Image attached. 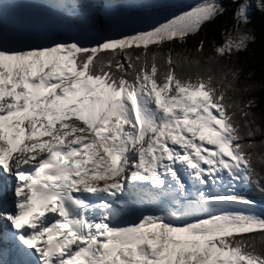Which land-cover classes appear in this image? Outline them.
<instances>
[{"label":"snow or ice","instance_id":"6c2138e0","mask_svg":"<svg viewBox=\"0 0 264 264\" xmlns=\"http://www.w3.org/2000/svg\"><path fill=\"white\" fill-rule=\"evenodd\" d=\"M168 3L0 0V264H264V0Z\"/></svg>","mask_w":264,"mask_h":264},{"label":"trees","instance_id":"16d2710c","mask_svg":"<svg viewBox=\"0 0 264 264\" xmlns=\"http://www.w3.org/2000/svg\"><path fill=\"white\" fill-rule=\"evenodd\" d=\"M258 18V14H257ZM201 36L203 37L205 41V51H211L212 48V41L214 40L217 44L222 41V37L220 35V31L218 28L214 27H207L204 29V32L201 33ZM196 41H189V47H192L195 44ZM256 50V56L251 57L250 59L254 62L258 61L260 55H261V50L259 47V44L253 45L252 46ZM178 50H180V47L177 46ZM195 54V53H194ZM261 197H259L260 199Z\"/></svg>","mask_w":264,"mask_h":264},{"label":"rangeland","instance_id":"374dc122","mask_svg":"<svg viewBox=\"0 0 264 264\" xmlns=\"http://www.w3.org/2000/svg\"><path fill=\"white\" fill-rule=\"evenodd\" d=\"M197 0H169L167 8L159 11L158 15H164L169 11H179L185 9L187 6L196 3Z\"/></svg>","mask_w":264,"mask_h":264},{"label":"bare ground","instance_id":"6f19581e","mask_svg":"<svg viewBox=\"0 0 264 264\" xmlns=\"http://www.w3.org/2000/svg\"><path fill=\"white\" fill-rule=\"evenodd\" d=\"M257 198H259V197H257Z\"/></svg>","mask_w":264,"mask_h":264}]
</instances>
